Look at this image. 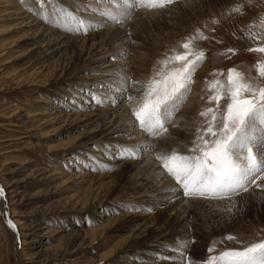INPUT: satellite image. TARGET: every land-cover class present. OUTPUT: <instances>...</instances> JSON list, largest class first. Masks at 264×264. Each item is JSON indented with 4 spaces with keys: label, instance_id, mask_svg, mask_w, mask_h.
Here are the masks:
<instances>
[{
    "label": "rangeland",
    "instance_id": "1",
    "mask_svg": "<svg viewBox=\"0 0 264 264\" xmlns=\"http://www.w3.org/2000/svg\"><path fill=\"white\" fill-rule=\"evenodd\" d=\"M93 1L97 0L59 3L102 24L99 13L83 11L105 7ZM9 4L34 9L39 0H0V46L16 44L0 57V186L5 190V196L0 197V264H172L157 258L158 253L175 259L173 245L185 239L194 241L188 255L198 264L213 241L214 255L264 239V188L253 186L230 199L184 198L182 194L174 199L169 191L174 183L170 177L165 174L167 186L171 181L165 188L154 181L160 170L154 165L158 164L155 155L177 149L186 152L197 129L210 119V114L202 117L200 113L214 107L208 100L214 81L219 80L226 91V67L235 66L251 72L249 77L255 76L254 61L264 56L247 49L264 43V0H207L198 10L188 11L177 4L165 9L140 8L123 27L104 21V27L114 26L106 40L101 39L103 27L76 34L42 21L68 40L77 39L70 44L65 38L60 61L49 64L57 59L54 57L36 66L26 59L28 46L20 39L23 32L11 31L13 23L4 22L3 12L12 8ZM238 6L241 11L234 12ZM31 14L37 16L34 11ZM37 20L41 18L37 16ZM188 37H195V50L208 55L195 72L173 124L167 125L169 134L153 137L158 139L155 150L144 149L149 159L144 152L136 158H122L118 153L130 146L131 138L110 132L114 120L126 114L124 105L135 107L141 101L143 85L157 72L182 66L180 62H162L184 51L181 46ZM82 44L92 48L101 44L95 49L110 53L128 46L125 70L131 74L128 78L139 84L126 93L117 91L114 64L120 63L121 57L89 58L84 50H77ZM228 48L236 49V54L227 53ZM109 68L113 69L105 70ZM136 68L138 75L134 76ZM221 69H225L222 75ZM90 93L104 102L97 104ZM191 95L197 100L187 125L182 112ZM220 103L223 107L226 101ZM184 125L188 127L184 129ZM170 137L174 140L168 141ZM146 163L147 168L143 166ZM92 195L97 199L89 202ZM107 219L110 223L105 226ZM9 220L15 229L8 225ZM101 228V233H92ZM228 235L236 239L228 240ZM112 248L108 257H102Z\"/></svg>",
    "mask_w": 264,
    "mask_h": 264
},
{
    "label": "snow or ice",
    "instance_id": "2",
    "mask_svg": "<svg viewBox=\"0 0 264 264\" xmlns=\"http://www.w3.org/2000/svg\"><path fill=\"white\" fill-rule=\"evenodd\" d=\"M179 2L99 0L100 4L105 5L104 8H85L83 11L99 13L106 23L123 27L137 9H165ZM33 11L44 22L69 33L87 34L102 26L78 12L67 10L59 0H39V7ZM233 11L240 12L241 7H235ZM200 35L203 36V33ZM194 38H186L181 46L184 51L162 62L167 65L175 61L182 66L167 73L157 72L143 85L141 101L131 108L135 124L151 137L169 134L167 125L173 123L174 115L183 106L194 82V74L205 60V52L192 47ZM255 39L259 40L260 37L255 36ZM226 51L233 55L237 52L234 48ZM247 51L264 56V43L250 47ZM111 59H118V55H113ZM254 67L253 77L235 66L227 69L226 91L219 80L209 86L214 92L208 100L214 107H208L200 115L208 117L210 114V119L197 129L193 143L186 152L177 149L155 155L154 159L162 170L161 175L166 174L174 181V186L169 189L174 199L179 198L180 194L184 198L230 199L248 192L253 186L264 188V184L258 183L264 181V59H256ZM223 71L219 70L221 75ZM138 84V81L122 77L117 91L126 93L130 87ZM103 87L105 85H101ZM90 95L97 104L104 102L96 93ZM125 99L132 101L133 97L125 96ZM222 100L226 101L223 107L220 103ZM111 102L116 101L113 99ZM155 147L152 143L124 146L118 154L126 159L136 158L144 149L154 151ZM4 196L5 190L0 186V197ZM7 223L15 229L16 225L11 220ZM226 239L234 240L236 237L228 235ZM192 242L185 239L173 245L175 259L174 256L159 253L157 258L171 261L172 264H193L194 258L190 259L188 255ZM214 251L215 241L208 248L206 258L198 264H264V239L245 243L241 247L226 248L213 255Z\"/></svg>",
    "mask_w": 264,
    "mask_h": 264
},
{
    "label": "bare ground",
    "instance_id": "3",
    "mask_svg": "<svg viewBox=\"0 0 264 264\" xmlns=\"http://www.w3.org/2000/svg\"><path fill=\"white\" fill-rule=\"evenodd\" d=\"M99 1V0H97ZM97 1H93L94 3L96 4H99L97 3ZM207 0L205 1H201V0H180L179 3H177L178 6H180V8H182L183 10H198L199 8H201L202 4L204 2H206ZM10 9L6 10L5 12H3V16L4 17V22H7L8 23H13L12 24V30H18V31H22L23 33L20 35L21 36V41H22V45H26L28 46V49L26 51V59L29 60L31 63L30 65L32 66H36L42 62H48L49 60H51L52 58L54 57H57V59L49 64H52L54 62H57V61H60L62 59V52L60 48H63L66 46V41L70 42V44L73 43V41H76V36L75 38H72L70 40H68L67 36L66 35H62L60 34V32L58 33L54 28H52V26L50 27L49 25H47L46 23H43L42 19L41 20H37V16H33L34 14H31L33 12V9L32 8H22L20 6H18L17 4H9ZM100 5V4H99ZM94 6V5H93ZM181 9V11H183ZM2 10V9H1ZM2 14V12H1ZM3 21V20H2ZM10 21V22H8ZM1 22V21H0ZM171 22V21H170ZM169 22V23H170ZM5 24V23H4ZM138 24V23H137ZM10 25V24H9ZM39 25V26H37ZM103 27L102 30H101V39L102 40H106L108 38V35L111 33V31L113 30L114 26H107V27H104L106 24L105 22L103 21V23L101 24ZM108 25H110L108 23ZM138 26V25H137ZM173 27V26H172ZM138 30V29H137ZM141 30V29H139ZM138 30V32H139ZM141 32H144V31H141ZM140 32V33H141ZM19 34V33H18ZM74 37V36H73ZM65 38L67 39L66 41ZM14 40V39H13ZM17 40V39H16ZM166 40V38L162 39L160 42L161 43H164V41ZM9 41V40H8ZM9 44V42H8ZM18 44V43H17ZM21 44V43H20ZM29 44H32V45H29ZM58 44H61V47H54V46H57ZM7 45V44H6ZM6 45H2L0 46V57H2V54H4L2 51H8L6 53H9V51L11 49H13L14 45L16 46V44H12V46H9V47H6ZM11 45V44H10ZM19 45V44H18ZM79 46V45H78ZM77 46V48H78ZM81 46V45H80ZM82 44V46L80 47V49L78 48L77 50L79 52H82L83 50L85 51V54L87 56H89V58H97V59H101V58H104L106 55L109 56V55H113V54H116V55H119L121 57V61L120 63H116L114 64V69L117 68L118 70V73L117 74H114V79L116 80H120V74L122 75H125L124 77H129L131 76V74H129V76L127 75L128 72L125 70V68H127V61L128 58H126L127 54H129L130 52V49L128 46L126 47H123L121 50L117 49L110 53L109 51H105L104 49L102 50H96L95 48L100 46L101 47V44H98L95 48H92L91 46H88ZM24 47V46H23ZM70 47V46H69ZM74 49L76 48V46H74ZM22 49V48H21ZM2 52V53H1ZM4 56V55H3ZM16 56V55H15ZM21 56V55H20ZM7 57V56H6ZM11 57V56H10ZM16 59H17V56H16ZM19 59V58H18ZM13 60V59H12ZM11 61V60H10ZM21 61V59H20ZM131 61V60H130ZM3 62V61H2ZM139 62V61H138ZM141 63V62H139ZM119 67H117V66ZM141 65V64H140ZM139 66V64L137 65ZM116 67V68H115ZM142 67L143 69L145 70V62L143 61L142 62ZM113 68H109V69H105L106 71H110L112 70ZM142 71V70H141ZM144 74V73H143ZM16 75V74H15ZM138 75V72H137V68H136V71L134 73V76ZM69 77V76H68ZM141 77V75H140ZM143 77V76H142ZM141 77V78H142ZM146 78H144L143 80H145ZM195 80V79H194ZM193 84V83H192ZM197 100V99H196ZM195 100V97L193 98V96L191 95L190 98H188V102H185V106H184V110L182 112L183 114V117L185 118V121L188 124H190V120L188 118V114H190L191 112H193L194 108H195V104H196V101ZM123 103V102H122ZM129 103V102H128ZM125 104V103H124ZM123 104V105H124ZM130 104V103H129ZM56 107V106H55ZM122 107V106H121ZM59 108V107H58ZM123 108V107H122ZM131 105L129 106L128 104L124 105V109L123 111H127L126 114L124 116H122L120 118V120L116 121L114 120L112 126H111V130L110 132L112 134H119V135H126V137H130L131 140L129 139L128 141H130V146H138V145H142V144H148V143H152L154 144L156 142V139L147 135V134H144V132L135 124V121H134V117L132 116L131 114ZM44 113L47 112L46 110L43 111ZM42 119V118H40ZM39 119V120H40ZM49 119V118H48ZM177 119V118H176ZM43 120V119H42ZM47 120V118H46ZM52 120V119H51ZM50 120V121H51ZM183 120V119H182ZM49 121V120H48ZM184 121V120H183ZM184 121V122H185ZM43 122V121H42ZM180 123V122H179ZM173 124V123H172ZM185 124V123H184ZM183 125V124H182ZM186 125V124H185ZM184 127V129H186L187 127ZM169 127V126H168ZM181 127V125H180ZM140 129V130H139ZM170 129V128H169ZM136 135H139L138 137H136ZM167 136V135H165ZM164 136V137H165ZM119 138V137H118ZM158 140V139H157ZM163 140V139H161ZM165 140V139H164ZM168 141H172L174 140L172 138L171 140V137L170 139H167ZM176 141V140H175ZM177 142V141H176ZM102 144H106V143H102ZM172 144V143H171ZM170 144V145H171ZM172 145H176V144H172ZM171 145V146H172ZM170 146V147H171ZM179 146V145H178ZM177 146V147H178ZM180 146H183V145H180ZM173 147V146H172ZM176 147V148H177ZM183 148V147H182ZM179 149H181L179 147ZM168 151V150H167ZM180 151V150H179ZM145 154L146 158L149 159V153L146 151H142ZM141 152V153H142ZM147 159H144V160H147ZM154 160V159H153ZM152 160V162H153ZM145 162V161H144ZM151 163V161H150ZM156 163V162H154ZM154 163H151V164H154ZM154 165H158V164H154ZM144 167H148L147 166V163L146 165H143ZM153 166V165H151ZM150 168V167H149ZM156 168V167H155ZM153 169V168H152ZM149 170V169H148ZM151 170V169H150ZM149 170V171H150ZM157 170V169H156ZM155 169H153V172L156 171ZM162 174V170L160 169L159 171H157V173L154 174V181H157L156 183H159L160 186H164L165 187H168L170 186V182L167 186V182H165L166 180L164 178H167L165 175H161ZM152 176V175H151ZM169 179V178H167ZM172 186H174V183L172 182L171 183ZM157 186V185H156ZM161 189V188H160ZM167 190V189H166ZM89 200V202H92L94 199H97L95 198V195H92L90 197L87 198ZM177 201V200H176ZM11 203V202H10ZM13 203V202H12ZM85 204V203H84ZM83 204V206H84ZM83 206H81V208H83ZM12 216H16L14 215V211H13V215ZM110 223V220L107 219L106 221V225H109ZM102 228L101 229H93L92 230V233H101L102 232ZM24 235V234H23ZM96 235V234H95ZM113 251V248L112 249H109L107 250L102 257H108ZM101 258V257H100ZM151 259V258H150ZM152 261V259H151ZM160 263V262H159ZM159 263H154V264H159ZM163 263V262H162ZM141 264H149V263H141ZM153 264V263H151Z\"/></svg>",
    "mask_w": 264,
    "mask_h": 264
}]
</instances>
